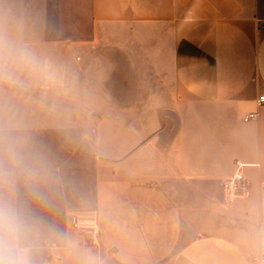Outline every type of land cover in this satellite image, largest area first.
<instances>
[{"label":"crops","instance_id":"crops-1","mask_svg":"<svg viewBox=\"0 0 264 264\" xmlns=\"http://www.w3.org/2000/svg\"><path fill=\"white\" fill-rule=\"evenodd\" d=\"M50 4L83 13L79 37L26 25ZM0 35L54 69L55 84L32 86V97L48 108L69 100L95 131L92 198L78 211L97 215L98 243L69 228L72 211L64 238L33 264H250L259 255L264 0H0ZM25 95L0 93L23 124ZM237 161L244 180L227 203L223 181Z\"/></svg>","mask_w":264,"mask_h":264},{"label":"clouds","instance_id":"clouds-1","mask_svg":"<svg viewBox=\"0 0 264 264\" xmlns=\"http://www.w3.org/2000/svg\"><path fill=\"white\" fill-rule=\"evenodd\" d=\"M51 65L25 44L0 35V93L54 85ZM51 164L14 106L0 105V264H33L36 237L55 234L37 208L53 209Z\"/></svg>","mask_w":264,"mask_h":264},{"label":"rangeland","instance_id":"rangeland-1","mask_svg":"<svg viewBox=\"0 0 264 264\" xmlns=\"http://www.w3.org/2000/svg\"><path fill=\"white\" fill-rule=\"evenodd\" d=\"M68 12L58 11L57 4L49 5L44 18L27 20V26L46 27V34L41 36L50 39H63L75 37L73 30L85 29V23L78 22L83 13L75 11V15ZM73 15L72 19L71 16ZM59 29L64 31H59ZM73 29V30H72ZM79 37V36H77ZM42 54L47 52H40ZM59 57L58 54L55 56ZM24 125L36 141L43 148L52 169L53 178L56 182L57 195L53 209L37 208L38 214L54 226L55 234L41 231L36 237V247L33 258L41 259L51 245L60 242L68 228V213L78 211L81 205L91 200L93 193L95 157V131L91 128L92 123L83 121L79 112L69 108L66 103L69 100L57 97L55 106L48 108L42 100H37L33 95L32 87L24 88ZM60 94L59 88H56ZM47 102V100H43ZM72 103L83 105L85 100L72 99ZM79 122L88 127L86 130L68 129ZM87 122V123H86ZM59 128H56V127ZM50 127V128H49ZM55 127V128H53ZM69 228H72L69 226Z\"/></svg>","mask_w":264,"mask_h":264},{"label":"built area","instance_id":"built-area-1","mask_svg":"<svg viewBox=\"0 0 264 264\" xmlns=\"http://www.w3.org/2000/svg\"><path fill=\"white\" fill-rule=\"evenodd\" d=\"M258 102L260 104L264 103V94H261L259 96ZM254 116L255 113L251 112L246 114L244 117L251 118ZM243 166V163L237 161L235 172L223 181L224 200L227 203L232 202L239 195V191L244 180V174L242 171ZM70 225L74 229L86 232L89 235V239L92 244L98 243L100 228L97 215L94 211L84 214L80 212H72L70 214ZM259 231L260 252L259 255L254 258L250 264H264V217H261L259 221Z\"/></svg>","mask_w":264,"mask_h":264}]
</instances>
